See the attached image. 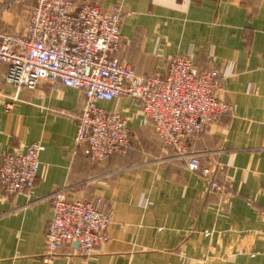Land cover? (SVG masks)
Segmentation results:
<instances>
[{
	"label": "crops",
	"instance_id": "crops-1",
	"mask_svg": "<svg viewBox=\"0 0 264 264\" xmlns=\"http://www.w3.org/2000/svg\"><path fill=\"white\" fill-rule=\"evenodd\" d=\"M9 1L0 0V33L21 35L31 0L6 9ZM74 1L122 8L119 59L137 75L163 76L183 56L198 71L221 72L215 96L231 111L186 148L229 191L209 193L127 97L96 105L126 121L130 149L102 162L85 156L74 147L81 91L59 83L17 91L0 63V153L44 146L31 193L0 191V264H45L47 198L62 188L73 200L109 202L112 223L90 255L72 244L49 264H264V0Z\"/></svg>",
	"mask_w": 264,
	"mask_h": 264
},
{
	"label": "built area",
	"instance_id": "built-area-1",
	"mask_svg": "<svg viewBox=\"0 0 264 264\" xmlns=\"http://www.w3.org/2000/svg\"><path fill=\"white\" fill-rule=\"evenodd\" d=\"M25 0H10V9ZM124 12L74 0H31L28 22L21 35L0 33V63L6 84L16 90H35L41 83H59L80 90L84 103L77 119L75 149L102 162L111 155L124 156L131 147L126 121L116 112L97 107L121 97L133 99L142 115L152 121L157 137L172 148L174 159L207 181L209 193L224 197L229 187L212 177V167L202 169L200 155L188 152L186 142L198 139L231 111L216 98L221 72L198 71L190 57L173 58L163 76L137 75L119 59V29ZM44 150L41 142L24 153H0V191L7 197L27 195L35 184ZM52 218L44 236V262L49 264L60 248L78 245L84 256L105 243L112 223L109 202L94 204L69 198V188L48 196ZM259 219L264 224V212Z\"/></svg>",
	"mask_w": 264,
	"mask_h": 264
},
{
	"label": "water",
	"instance_id": "water-1",
	"mask_svg": "<svg viewBox=\"0 0 264 264\" xmlns=\"http://www.w3.org/2000/svg\"><path fill=\"white\" fill-rule=\"evenodd\" d=\"M74 245H75V247H78V245L76 243Z\"/></svg>",
	"mask_w": 264,
	"mask_h": 264
},
{
	"label": "rangeland",
	"instance_id": "rangeland-1",
	"mask_svg": "<svg viewBox=\"0 0 264 264\" xmlns=\"http://www.w3.org/2000/svg\"><path fill=\"white\" fill-rule=\"evenodd\" d=\"M88 4V3H87Z\"/></svg>",
	"mask_w": 264,
	"mask_h": 264
}]
</instances>
